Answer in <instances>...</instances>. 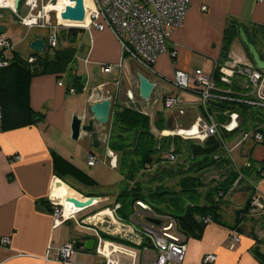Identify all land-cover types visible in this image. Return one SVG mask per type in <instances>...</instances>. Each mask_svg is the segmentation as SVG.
I'll return each instance as SVG.
<instances>
[{
  "label": "crops",
  "instance_id": "obj_1",
  "mask_svg": "<svg viewBox=\"0 0 264 264\" xmlns=\"http://www.w3.org/2000/svg\"><path fill=\"white\" fill-rule=\"evenodd\" d=\"M89 3V0H86V4L89 5ZM2 10L0 9V16H4ZM20 10L26 13L23 5L18 8V12ZM9 19L26 28L24 38L33 29L23 25L17 14L10 15ZM59 19L61 21L62 17ZM234 21L240 23L241 26L238 34L225 51V31ZM83 22L66 20L62 23L79 26ZM0 24L7 26L4 21H0ZM263 26L264 0H191L184 25L176 31L169 44L170 47H177V55L175 57L168 53L161 55L154 65L156 71H150L153 74L151 76L142 73L139 63L124 53L111 30L100 31L94 27L81 28L82 30L74 37V40H70L68 38L69 29L61 28V36L66 33V36H63L61 48L74 49L75 56L61 72H46L36 75L31 81L28 103H26L35 111L44 114V118L33 125L5 129L1 127L2 118L0 119V264H102L105 262L106 256L99 254L96 249L90 251L84 247L78 249L73 262L55 260L58 249L65 243L95 238L93 227L82 225L75 220L55 226L52 209L49 207L51 193L54 197L57 194H62L67 198L69 193L75 191L68 186L69 183L67 184L65 180L64 183H55L57 176L54 172L52 150L57 151L91 175L84 166H89L87 164L88 154L96 153V151L92 149L90 139L89 143H85L82 147L73 146L72 120L74 115H79L87 120L91 105L111 98L112 111L110 121L107 123L110 134L114 111L122 107H133L147 114L150 117L151 130L155 132L167 130L168 119H171L173 128H188L199 115L205 117L208 114L198 105V98L193 93L170 89L160 79H169L170 81L178 69L193 72L195 69L201 68L207 73H212L216 60L220 62L242 60L256 66L239 32L241 27L245 31L247 29L249 40L256 45L264 59ZM5 33L14 40L8 33V27ZM36 38H43L47 41V37L44 38L40 33H36L33 38L27 41L28 48L20 49L18 46L23 44L25 39L14 40L16 51L21 52L25 57L33 55L35 51L31 49L30 43ZM52 53L54 52L52 51ZM107 65H112L111 72L107 73L103 70V67ZM71 67L76 71L71 79L67 80L66 73ZM139 74H143L156 83L149 100L141 97ZM59 79L63 80L64 85L58 84ZM74 86L81 87L77 90L80 91V94L77 91L75 93L68 91ZM175 94L185 102L186 115H183L184 117L177 118L175 111L169 113L164 110L162 98L165 95ZM16 102L25 103V101L19 100ZM209 108L210 113L219 123L227 121L226 110L214 103L210 104ZM243 121L244 119L240 116L241 125ZM241 125L233 132L221 130V135L231 153L237 151L241 156L250 157L255 147L261 143L253 141L252 138L244 139L245 131ZM83 134L86 140L91 138V134L86 135L84 131L81 132L80 138ZM233 139H236L237 142L232 145ZM180 142L188 144L189 148L190 140H181ZM245 145H247L246 148H244ZM107 148L109 151L113 150L110 145ZM113 151L120 155L119 159L117 158L118 165L121 154ZM68 153L71 154L68 155ZM77 154L82 155L83 166L76 162L75 155ZM96 154L98 155V153ZM17 155H21V158H16ZM98 157L100 162H110L111 160V157L108 160L107 153L98 155ZM251 159L252 157H250ZM253 159L260 161L264 160V157L255 156ZM189 166L188 164L187 168ZM92 177L94 178V176ZM122 182L125 183L124 189L127 186L124 176ZM78 184L87 188L85 185ZM256 188L261 189L257 183ZM122 190L113 195L114 203H120L117 196ZM253 192L242 185L227 194L221 209L222 221L225 224L215 221L208 222L201 237L189 238L186 255L179 264H264V260H261V257L264 259V225L257 228L254 221H249L248 214L240 223H237L238 216L227 212L232 207L231 196L238 193L237 201L240 205L234 209V212L238 213L240 209L244 208L243 204L246 205L250 201ZM89 194L94 193L90 192ZM108 196L111 195L107 194ZM262 196L264 197L263 194ZM240 199L242 202H239ZM80 200H84L82 194ZM108 200L109 198L104 199V201ZM95 209L102 208L96 206ZM77 210H80V207L77 206ZM138 210L139 212L136 214ZM226 213L229 214L228 217H226ZM144 214L141 207H135L130 217L133 216L134 219L140 221L137 217L145 218ZM68 223L71 224L69 227ZM233 225L235 226L232 227ZM64 226L68 227L67 230H63ZM235 232L241 239L232 244L231 234ZM6 236L10 237L11 242L8 245H2L1 240ZM106 253H110L109 248H106ZM208 254H215L216 258L213 262L205 263L204 258ZM257 254H261V257H258ZM110 258L119 259L120 264L133 263L130 256L121 253H112ZM167 264L177 263L169 261Z\"/></svg>",
  "mask_w": 264,
  "mask_h": 264
},
{
  "label": "built area",
  "instance_id": "obj_2",
  "mask_svg": "<svg viewBox=\"0 0 264 264\" xmlns=\"http://www.w3.org/2000/svg\"><path fill=\"white\" fill-rule=\"evenodd\" d=\"M191 0H89L86 4V18L88 21L77 25L62 23L57 11L53 9L58 0H23L26 13L20 15L18 9L12 5H1L0 9L8 8L19 16L20 22L28 28H47L46 48L51 51L60 47L63 40L61 28H96L100 31L111 30L118 39L124 53L134 59L146 69L155 72L154 65L159 57L165 53L175 57L177 47L169 44L173 35L180 29L187 17ZM263 1V0H260ZM206 9V7H203ZM12 39L6 33L0 34V69L11 63V54L15 49ZM25 59L34 64L37 56L31 55ZM112 65L103 67L105 72H111ZM179 90L191 92L197 96V103L208 114L199 115L195 122L188 128L174 127L172 130H162L156 133L159 136H180L183 139L193 140L204 144L210 137L220 140L223 148L231 153L221 135V130L233 132L240 128V112L226 109L227 121L219 123L210 113V104L216 103H245L264 108V70L258 69L250 62L242 60L215 61L212 73H205L197 68L193 72L176 70L170 80ZM59 85H64L62 79ZM70 93H75V88H69ZM165 109L180 110L185 113V102L175 95H165L162 98ZM2 110L0 107V119ZM264 123L244 134V139L252 138L256 142L264 140ZM110 164L117 167L118 155L109 151ZM164 157L173 162L177 158L172 146ZM16 158L20 159L21 155ZM100 159L96 153H89L87 164L96 166ZM150 169V168H148ZM239 183V182H238ZM236 182V184L238 185ZM54 186V185H53ZM53 190V188H52ZM256 190H258L256 188ZM251 200L252 214L264 213V197L256 193ZM54 217V225L59 226L70 220H75L82 225L93 227L96 239V251L107 257L102 264H120L119 259L110 258L112 253H121L132 258V264H167L169 261L181 263L187 252V236L178 229L176 220L172 216L161 215L153 212L150 205L138 201V205L147 214L141 221L131 216L129 219L119 214L121 203L105 206L96 212L77 220L78 215L87 210L66 211L65 206L52 193L49 197ZM89 209V208H88ZM139 210L136 212L138 214ZM150 218L160 220V224L150 221ZM84 222H82V221ZM207 222L212 220L208 218ZM109 236L120 237L122 241L114 240ZM232 244L239 242L238 233L231 234ZM147 240L151 242L148 244ZM10 237H3L2 245L10 244ZM77 241H71L62 245L55 257L56 261L73 262L78 251ZM131 245L129 249L126 245ZM106 248L110 253H106ZM215 254H208L204 258L205 263L215 260Z\"/></svg>",
  "mask_w": 264,
  "mask_h": 264
},
{
  "label": "trees",
  "instance_id": "obj_3",
  "mask_svg": "<svg viewBox=\"0 0 264 264\" xmlns=\"http://www.w3.org/2000/svg\"><path fill=\"white\" fill-rule=\"evenodd\" d=\"M22 4L23 0L20 6ZM240 26V23L234 21L226 28L224 36L225 51L228 49L233 38L238 34ZM81 30L79 27L69 28L68 38L74 40V37ZM50 51L49 48H45L42 54L33 52V55L37 56V61L32 64L25 59V56L21 52L14 50L11 54V63L0 69L2 128L33 125L44 118V114L35 111L26 104L28 103L27 99L30 94L31 81L36 75L42 73L63 71L75 56V50L71 48L59 47L53 50L54 53ZM73 88L76 91L81 89V87L76 88L75 86ZM16 100L25 101V103H18ZM216 105L224 110L229 108L230 110H238L244 119L241 126L245 130L251 127L255 128L259 124L264 123V112L261 108L258 111V107L256 106L245 103H216ZM247 122H250V127L247 125ZM179 140L189 139H183L177 135L159 136L155 131L151 130L150 117L133 107H122L114 111L109 145L111 149L121 154L119 165L127 184L117 196V200L121 203L119 212L124 218H129L135 207H141L137 203L140 201L150 205L153 212L157 214L172 216L176 220L178 229L188 239L191 237L198 238L201 237L208 223L206 221L208 218L215 222L224 223L221 214V209L225 202L224 195L236 182L238 167L232 166L233 169L229 172L228 183L225 184L224 188H213L209 195L206 196V202L201 203V193L198 191L196 185L198 183H195L197 182L195 181L196 178L189 173L213 164L216 155H219V159L223 162L232 163V161L224 154L225 149L220 140L216 137H210L204 144L190 140V154H193L196 158L203 157L200 161L191 163L188 168L185 164H181L182 167L178 171L168 165H163V154L170 151L172 146L175 149V153L182 154V146L179 145ZM259 143L264 145V140ZM51 154L54 172L58 178L65 180L67 177H72L78 183L87 187L99 186L96 179L79 168L71 160L55 150H52ZM251 161H254V159H251ZM154 165H156L155 172H147L148 168ZM249 169L250 167L247 165L240 168V170H244L246 173ZM263 173L264 165L256 168V175L259 176V179L263 177ZM139 174L148 177L151 183L157 182V186L145 189L143 182L137 179ZM182 174L183 177L178 181L179 190H170L164 187V180ZM245 177L249 180V176ZM243 182L233 189L237 190L243 185V187L254 191V187L250 184H243ZM49 207L52 209L50 202ZM250 208L251 201L247 203L245 208L238 211L237 223H240L244 216H246V213L250 212ZM96 211L94 209L92 213ZM109 237L122 241L120 237ZM257 256L261 257V254H257ZM261 260H264L263 257H261Z\"/></svg>",
  "mask_w": 264,
  "mask_h": 264
},
{
  "label": "rangeland",
  "instance_id": "obj_4",
  "mask_svg": "<svg viewBox=\"0 0 264 264\" xmlns=\"http://www.w3.org/2000/svg\"><path fill=\"white\" fill-rule=\"evenodd\" d=\"M66 1H67V5L68 4H74L70 0H66ZM65 8H66V6L59 7L58 12H57L59 17H62L61 13L65 10ZM1 12L4 14V16H0V21H4L7 23L6 27H8L9 35H11L15 41H20L22 38L25 39L24 43L23 44L21 43L18 46V48H20V49L23 47L28 48V42L27 41L30 40L31 38H33L36 35V33H40L44 38L47 37V33H48L49 29H47V28H33L32 31L30 33H28L27 37L24 38V36L26 34V28L19 25L18 22L9 19V16L14 15L15 13L8 8H5V9L3 8V10ZM19 13L24 14L25 12L23 10H20ZM64 21H66V20H64L62 18L61 22H64ZM14 40H12V41L15 44L16 42ZM15 47H16V45H15ZM50 52L52 53V51H50ZM138 65H139L140 71L142 73H144L147 76L153 75L143 65H141L140 63ZM75 71H76V69L71 67L70 70H68V72L66 73V79L70 80ZM205 73H207V72H205ZM160 81L163 83H166L169 86L168 88H170V89H175V90L178 89L171 81H169V79H164V80L160 79ZM181 91H184V90H181ZM185 92H187V91H185ZM77 93L80 94V91H77ZM188 93H191V92H188ZM184 109H185V113H186V106L184 107ZM261 109L264 112V108H261ZM261 109L259 107L258 111H260ZM156 110H158V109H156ZM164 110H166V112L172 113V109H165L164 108ZM173 111H175V115L177 116V118L184 117L183 115H186L185 113L184 114L180 113V110H173ZM180 120L182 121L183 119H180ZM250 122L249 123L247 122L248 126L251 125ZM248 126H246V127H248ZM252 129H253L252 127L249 128L248 130L244 129V131H245L244 134H246L247 132L249 133ZM95 131L98 133L97 139L100 142V148L94 147V139H93L92 133H89V132H85V134L86 135L91 134V138H87V140H86L85 135L83 134L82 137L79 138L78 140H72L73 146L74 147H76V146L82 147V146H84L85 143L88 144L89 141L91 140L92 149H94L96 151V153H98L99 156L101 154L107 153L108 160H109L110 156L108 153L109 150H108L107 146L109 145V140H110L109 139L110 128L107 124H102L100 122H96L95 123ZM179 141H181V140H179ZM235 142H237V140L233 139L231 144L233 145ZM179 145L182 146V154L176 153L177 158L173 162L169 161V159H166L164 157L165 154H163V161H162L163 165H168L169 167H172L173 169L178 171L182 167L181 164H185L186 166H188V164L191 165V163H194L195 161H200V159L203 158V157L196 158L193 154H190V149L188 148V144L180 142ZM246 147H247V145H245L244 148H246ZM70 154L71 153H68V155H70ZM224 154L228 158H230V161H232V163L231 162H223L221 159H219L220 156L216 155L214 158L213 164L206 166L203 169L195 170V171H192L189 173L191 176L196 178L195 181H197V182H195V183H198L196 185L198 187V191L201 193V203L206 202V196L209 195V193L211 192V190L213 188L214 189L216 187L224 188V186H226L225 184L228 183L229 176H230L229 172L233 169L232 166L238 167V169H237L238 178L236 179L237 183L240 182V183H238V185L241 184L242 181H244L243 184H250L252 187H254V192H253L251 199L253 198L254 195H257L256 193L264 195V178L262 177L259 179V176L256 175V168L260 167L261 165H264V160H260V161L259 160L251 161L250 160V157H252V159L255 158V156L264 157V145L258 144L255 147L254 152L251 155L249 154L250 157L249 156L248 157L247 156H241L238 154L237 151L232 152V153H228L225 150ZM119 156L120 155L118 154V159H119ZM75 160L78 164H81V165H82V162L84 161L81 154L75 155ZM248 161H250V162L248 163ZM246 164H247V166L250 167V169L247 171V173L244 170H240V168H239V167H242ZM84 168L86 170H88L89 173L92 176H94V178L98 181V183H99L98 187H95V188L94 187L93 188L87 187L86 188V187H82L81 185H79L71 177H67L65 179V182H67V184L69 183L68 185L70 187L77 190L80 194H82L84 196L83 201H88L90 197H93L96 200L94 202V206H92L89 209L81 212L78 215L77 220L84 218L85 214H87V215L92 214L93 209H95L96 206L98 208H103L107 205L113 204L114 203V196L113 195L117 194L125 186V183L122 182L123 176H122L121 167H120L119 163H118L117 167H112V165L108 161V162H100L94 167H89L86 165V166H84ZM155 170H156V165H154L153 167L148 169L147 172H155ZM242 171H244V172L242 173ZM245 176H249V180ZM263 176H264V173H263ZM137 177H138L137 178L138 180H141L143 182V186L145 189L147 187H156L157 186V182L151 183V180H149V178L146 177L145 175L139 174ZM181 177H183V174L180 176L173 177V178H167L166 180L163 181L164 187H167L170 190L171 189L179 190L180 187L178 185V181L181 179ZM236 182L234 183L233 187H231V189H229V191L227 193H225L224 197H227V194L235 191V189H233V188L238 186L236 184ZM223 183H224V185H222ZM256 183H257L258 187H261V189L259 188L258 190H256ZM218 185H221V186H218ZM248 190H250V188ZM90 192L94 193V194H89ZM107 194L111 195V196L107 197ZM237 195H238V193L231 196L230 200L232 202V204H231L232 207L229 209L230 212L227 211L229 214L230 213L234 214V216H238V213L234 212V209H237L240 205L237 201L238 200ZM106 198H109V200L104 201V199H106ZM251 199H250V201H251ZM100 201H102V202H100ZM239 202H242V199H240ZM243 205L245 208V206L247 204L245 205V203H244ZM97 210H99V209H97ZM229 214L226 213V217H228ZM246 214H248V216H250L249 217L250 222L251 221L255 222V225L257 228H258V226H259V228H261L264 225V220H263L264 219V213L252 214L251 212H248ZM144 215L147 216L146 213ZM161 215H165V214H161ZM166 216H169V215H166ZM137 219L141 221L143 218L139 216V217H137ZM153 219H155V218H153ZM156 220H158V219H156ZM70 225L71 224H69V223L67 224L68 227ZM67 226H64L63 230L68 228ZM91 234L94 235V233H92V232H91ZM124 245H126V244H124ZM126 247H128L129 249L133 248L131 245H126ZM123 257H125V256H123Z\"/></svg>",
  "mask_w": 264,
  "mask_h": 264
},
{
  "label": "water",
  "instance_id": "obj_5",
  "mask_svg": "<svg viewBox=\"0 0 264 264\" xmlns=\"http://www.w3.org/2000/svg\"><path fill=\"white\" fill-rule=\"evenodd\" d=\"M74 4H68L65 10L61 13V16L64 20L83 22L86 20V7L85 0H70ZM22 0H15L14 8L17 10L20 7ZM82 27V25H80ZM7 31V27L5 25L0 24V34L5 33ZM240 37L243 43L247 46L249 53L251 54L254 63L258 69L264 70V59L261 57L258 49L254 43L249 40V37L244 30V28H240ZM63 36H66V33H63ZM71 40V39H70ZM63 46L61 41L60 48ZM30 47L35 52L42 53L46 48V41L43 38H36L30 43ZM140 81V94L141 97L149 100L151 95L156 87V83L152 82L148 77L143 74H139ZM112 111V99L107 98L101 101L95 102L91 105L88 110L89 118L84 120L83 117L79 115H74L72 120V138L74 140H78L80 138L81 132H89L92 133L94 139V147L100 148V142L97 139L98 133L95 131V123L100 122L102 124H107L110 121ZM167 130L173 129V124L171 119H168ZM89 198V197H88ZM68 201L74 203L76 206L80 207V209H88L94 206L95 198L90 197L88 201H82L76 197H68ZM151 221L160 224V220H156L150 218ZM148 244L151 245V242L147 240ZM96 246V239L90 238L86 241H77L76 247L86 248L90 251L94 250Z\"/></svg>",
  "mask_w": 264,
  "mask_h": 264
},
{
  "label": "bare ground",
  "instance_id": "obj_6",
  "mask_svg": "<svg viewBox=\"0 0 264 264\" xmlns=\"http://www.w3.org/2000/svg\"><path fill=\"white\" fill-rule=\"evenodd\" d=\"M5 4H7L8 6L12 5V0H0V6L1 5H5ZM64 6H67V1L66 0L65 1L64 0L63 1L62 0H58L57 5H54L53 9L58 12L59 7H64ZM87 21H88V17L86 18V20L83 23H80L79 25L85 24ZM65 24L72 25V24H69V23H65ZM56 182L64 183V180L56 177L55 183ZM68 197H76V198L80 199L81 194L77 190H75L74 192L69 193ZM55 198L58 199L65 206L66 211L77 210V206L74 203L68 201L67 198L64 197L62 194H57L55 196ZM109 251H110V249H109Z\"/></svg>",
  "mask_w": 264,
  "mask_h": 264
}]
</instances>
